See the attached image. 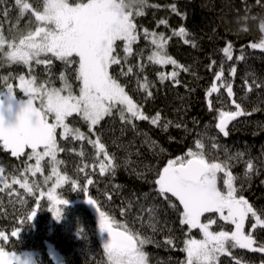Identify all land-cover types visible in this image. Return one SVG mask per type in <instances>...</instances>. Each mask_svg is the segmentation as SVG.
<instances>
[{
	"label": "trees",
	"instance_id": "1",
	"mask_svg": "<svg viewBox=\"0 0 264 264\" xmlns=\"http://www.w3.org/2000/svg\"><path fill=\"white\" fill-rule=\"evenodd\" d=\"M79 0H70L75 3ZM176 6L177 15L172 11ZM155 5V7L153 6ZM9 9L7 18L3 11ZM144 12L142 16L135 15L134 22L138 26L139 40L133 45L134 50L143 49V57L129 58V65L134 67L131 76L119 75L121 68L113 65L109 72L116 76L118 81L125 86L126 92L134 102L138 103L145 115L150 118L160 114L158 124L149 120L134 121L135 129L120 120V113L114 111L112 116H105L93 132H89L88 125L78 116L69 118L73 127H79L88 139L104 144L105 151L114 156L116 162L115 174L99 172V160L96 148L83 141L63 140L58 138V145L65 148L59 153V164L62 173L69 177L67 183L59 190L62 198L72 204L61 208L62 216L59 222L52 221L50 202L47 198L38 199V189L29 194L17 184L0 191V232L7 238L1 241L2 247L9 252L22 253L33 251L36 254L37 264H55L48 251V243L53 245L62 260V264H109L102 241L98 235V225L95 215L89 206L79 201L86 195L82 191L87 179H92L89 185L88 196L98 203L103 211L120 223H126L143 236L159 243H147L143 250L148 254V264H183L186 253L182 251L184 241L188 238H200L199 230L189 229L180 223V213L168 205L167 200L156 197L152 191L156 187L153 183L157 172L165 167L169 160L186 157L189 149L196 150L194 145L197 139L203 138L207 158L219 154L224 158L223 147L227 146L229 153L245 151L254 164V173L250 180L244 179L246 165L241 162L232 168L237 176V184L243 183L242 194L258 210L264 209V87L256 88L253 81L264 83V51L250 47L252 43H259L264 39V0H147V6L139 9ZM19 13L14 6V0L0 3V29L5 35L9 30H16ZM30 13L19 20V28L23 29ZM34 19V18H33ZM160 20L167 21L160 24ZM180 27H185L189 36L187 39L197 45L185 44L184 39L173 35ZM163 32L167 38L166 52L178 64L183 65L188 71L176 69L179 72L175 84L171 77L174 70L172 65H155L147 60V56L154 50L151 38L144 39L143 32ZM228 43L233 45V60L228 61L223 54V48ZM118 51L122 53L123 42L117 41ZM243 52L245 59L238 57ZM216 63L213 64L212 62ZM144 65L141 72L137 65ZM224 66V77L232 84L233 97L227 96V89L221 88L218 93L208 97L207 92L213 83L219 87L221 82L215 80L220 65ZM125 65V70L127 66ZM235 66V76L230 75V67ZM43 65L37 68V74L44 79ZM72 67H77L73 65ZM53 76L55 87H62L58 77L64 71L60 61H54ZM160 73L168 79L162 83ZM9 75V82L18 85L15 79L17 74L27 75L23 66L4 65L0 67V90H3V75ZM65 75L67 83L73 93L79 91V81L75 73L69 69ZM147 77L149 90L153 95L146 96L141 90L137 80L141 83ZM249 86L252 91L249 92ZM16 93L21 95L19 89ZM235 99L243 108L250 111L251 115L238 117L228 125L229 135L215 128L220 110H235L231 101ZM212 100L214 108L208 107ZM168 121L165 130L163 125ZM179 124L180 127L176 125ZM139 133V135L137 134ZM209 136L216 137L220 149H212ZM91 137V138H90ZM69 149H74L70 151ZM14 158L10 152L0 148V166L5 168L4 175L11 182L12 176L23 179L21 173L32 161L27 160V155ZM81 153H83L81 155ZM87 165V167H85ZM46 169L47 166L44 165ZM80 168H84L81 172ZM223 177V173L219 174ZM75 180L77 187H72ZM118 186V187H117ZM218 186L223 188L222 179ZM35 187V186H34ZM144 194H147L145 198ZM112 199L109 200L108 196ZM170 196V194H169ZM39 200L40 207L32 221L26 219L27 215L36 208ZM174 204L179 206V201L171 197ZM143 206V207H142ZM155 206L158 222L156 231L149 226L148 208ZM122 208L127 209L122 215ZM182 211V206H180ZM211 216L217 220L213 224L216 231L233 230V226L220 221L218 214L206 213L203 221ZM21 220L24 223H21ZM253 221L247 220V230ZM19 229L18 237H13L11 232ZM256 238L264 242V230L257 228L253 233ZM172 238L171 245L166 243ZM264 264V253H256L239 248L232 249L229 255L219 257L217 264Z\"/></svg>",
	"mask_w": 264,
	"mask_h": 264
},
{
	"label": "snow or ice",
	"instance_id": "2",
	"mask_svg": "<svg viewBox=\"0 0 264 264\" xmlns=\"http://www.w3.org/2000/svg\"><path fill=\"white\" fill-rule=\"evenodd\" d=\"M257 2L259 3V0ZM0 3H6V0H0ZM14 6L19 13L16 30L10 29L5 35L0 29V67L23 66L27 69V75L17 74L15 77L18 80L16 87L22 93V98L16 95L14 84L9 82L10 76L5 74L2 77L0 148L10 152L14 158L25 155L26 149L31 150L27 160H35V164H26L22 176L27 172H31L33 176L42 172L41 162L45 157L49 158L52 174L57 177V181L47 193V199L52 205L48 210L55 209L53 216L59 221L62 212L55 206L57 204L66 206L68 201L58 199L55 188L68 181L69 177L60 175L57 170V166L62 163L57 159V153L65 151V148L57 143V129H62L60 136L65 140L83 141L88 139L85 133L79 127L71 126L69 122V118L74 114L88 125L89 132H93L94 126L105 116H112L114 110L120 113L121 121L132 125L133 130L136 127L134 121L138 120L150 119L152 124H158L160 114L157 113L152 118L145 115L140 105L126 92L125 86L109 72L113 65H119L121 68L119 75L131 76L134 67L129 65V58L143 57V49L133 48L140 36L133 18L134 9L129 12L121 11L118 0H79L75 3L70 0H14ZM146 6L147 0H139L135 7V15H144L139 9ZM171 7L173 12L180 15L174 4ZM27 13H30V17L25 27L20 29L19 20ZM8 15L9 9H5L3 16L7 18ZM159 23L166 24L167 21L160 20ZM261 29L264 30V24H261ZM173 35L184 39L185 44L197 46L194 41L187 39L189 33L185 27H180ZM143 36L145 40L150 37L151 45L154 46L147 60L155 65H172L174 70L170 78L175 84H179L177 79L179 72L176 69L183 71L188 69L167 54V38L164 33L149 32L145 29ZM117 41L123 42L122 53L118 51ZM250 47L264 51V39L259 43H252ZM222 51L228 61L233 60L231 43ZM238 59L240 61L245 59L243 52ZM54 61H60L64 65V71L58 77L64 84L59 88L55 87L53 80ZM41 65L44 66L43 80L37 74V68ZM73 65L77 67H72ZM125 65H129L126 70ZM137 67L143 72L142 63ZM69 69L75 73V79L79 81L78 93H73L67 83L65 73ZM224 71L221 63L219 72L215 74V80L221 83L219 87L216 83L212 84L207 92L208 97L218 93L221 88H226L227 96L233 97L232 84L222 80ZM236 71L235 66L229 69L232 76H235ZM168 78L164 73H160L162 83ZM253 83L256 88L264 87V83L255 81ZM137 84L146 92L148 98L152 97L153 93L149 90L146 76L142 83L137 80ZM248 91H252L251 86ZM231 103L235 110H220L218 122L215 124V128L225 137L229 135L230 122L252 114L235 99ZM208 107L210 110L214 108L212 100L208 101ZM49 117L54 122L50 123ZM169 124L171 121L163 125L165 130ZM176 126L180 127L179 124ZM95 134L93 132V135ZM208 139L212 141V149L221 148L216 142V137L209 136ZM88 143L96 148L98 155L103 153V159L99 160L100 175L103 176L105 173L114 175L117 167L114 156L105 151V146L99 138L88 139ZM194 147L196 150L189 149L186 157L169 160L167 165L157 172V178L153 181L156 187L152 190L156 197L167 200L168 205L180 213L182 225H187L189 229L199 228L203 234L201 240L188 238L184 241L182 251L186 253V259L183 264H217L220 255L230 254L231 250L236 248L264 253V242L253 234L257 228L264 230V209H256L244 197L243 183L237 184V176L232 171L236 164L243 162L246 165L244 179L250 180L255 171L252 158L245 151L230 154L227 146L223 147V159L219 154L207 158L203 138L197 139ZM80 171L83 172L84 168H80ZM4 173L5 168L0 166V184H3L4 188H9L11 185ZM220 173H223V177H220ZM49 179L51 177L46 178ZM221 179L223 188L218 186ZM11 184H19L20 188L29 194L39 188V185L34 187L30 184L26 176L22 180L12 176ZM92 184L93 180L87 179L82 188L85 195L89 192L88 186ZM72 187L74 189L77 187L75 180L72 181ZM39 195L44 196L45 193L41 191ZM144 196L147 198V194ZM171 197L179 201V206L172 202ZM108 199L111 200L112 196L109 195ZM86 203L96 206V201L91 198ZM39 207L40 203L37 200L36 208L26 217L28 221L35 218ZM96 210L99 214L100 231L110 236V242L103 245L109 264H148V254L143 250L144 245L157 243L159 246V243L143 236L126 223L116 221L99 207H96ZM125 211L127 209L122 208V215ZM148 212L149 226L155 232V225L158 222L155 206L149 207ZM206 213L218 214L220 221L234 226V229L211 231V226L217 224V220L209 216L207 222H201V217ZM249 218L253 221L250 225L251 230L245 231V222ZM21 223L24 221L21 220ZM19 232V229L14 230L11 235L18 237ZM3 236L4 233L0 232V237ZM166 243L171 245L172 238H168ZM0 264H17L15 253L9 254L0 248ZM237 264H240L239 260Z\"/></svg>",
	"mask_w": 264,
	"mask_h": 264
},
{
	"label": "rangeland",
	"instance_id": "3",
	"mask_svg": "<svg viewBox=\"0 0 264 264\" xmlns=\"http://www.w3.org/2000/svg\"><path fill=\"white\" fill-rule=\"evenodd\" d=\"M77 2H79V1H77ZM259 50V49H258ZM261 51V50H260ZM14 87H15V92H16V88H18V87H16V85H14ZM19 89V88H18ZM20 92V91H19ZM21 93V92H20ZM16 95L18 96V98H22V93H21V95H18L17 93H16ZM37 103H39L38 101H37ZM142 110V109H141ZM115 111V110H114ZM75 115V114H74ZM74 115H73V117H74ZM49 122L51 123V122H54L52 119H51V117H49ZM94 128H95V126H94ZM94 128H93V130H94ZM62 132V129H57V143L59 142L58 141V138H61V139H63L61 136H60V133ZM92 133V132H91ZM91 138V137H90ZM64 140V139H63ZM28 150H30V149H26L25 150V152L26 151H28ZM41 151L43 150V149H40ZM31 151V150H30ZM59 153L60 152H58L57 153V159L59 160ZM100 156H101V160L103 159V153H100L99 154ZM175 159H177V158H175ZM49 161V158H47V157H45V159L41 162V166H42V172H38V173H36L34 176L32 175V173L31 172H27V173H24V176H26L27 177V179H28V181H29V183L30 184H33V186H35V185H43V187H40L39 189H38V199L39 200H41L42 198H47V193H48V190L49 189H51V188H53L55 185H56V181H57V177L55 176V175H53L52 174V165L48 162ZM30 164H35V160H32V162H30ZM44 165H46L47 166V168L45 169L44 168ZM57 170H58V172H59V174L60 175H64L63 173H62V171L60 170V167H59V165L57 166ZM24 176H23V178H24ZM47 177H51V179H49V180H46V178ZM22 180V179H21ZM8 183L10 184V185H12L11 184V182H9L8 181ZM67 183V181L66 182H63V183H61L58 187H56L55 188V195L57 196V198L58 199H64V198H62L60 195H58L59 194V190L62 188V186H64L65 184ZM18 186H19V184H17ZM4 188V185L3 184H0V189H3ZM44 192L45 193V195L44 196H40L39 195V192ZM90 197L88 196V195H86V197L84 198V199H82V200H80L79 202L80 203H83V204H85L86 206H89V208L91 209V211H92V213L95 215V217H96V220H97V224H99V214H98V212H97V210H96V207H99L97 204L98 203H96V206L94 207V206H92V205H89L88 203H86V201L89 199ZM92 199V198H91ZM66 200V199H65ZM50 202V201H49ZM68 204H72V203H70V202H68ZM67 204V205H68ZM50 207H52V205H51V202H50V205H49ZM64 205H59V204H57L56 206H55V208H58V209H60L61 210V208L63 207ZM101 210V209H100ZM55 211V209H53V211H51V214H52V221L53 222H59V221H57L55 218H54V216H53V212ZM201 222H204L203 221V216L201 217ZM246 224H247V220H246V222H245V231H248L247 230V227H246ZM195 229H197V230H199L200 231V229L199 228H193L192 230H195ZM233 229H234V226H233ZM210 230L211 231H216L214 228H213V225L211 226V228H210ZM200 233H201V237L200 238H196V237H192V239H197V240H201V239H203V234H202V232L200 231ZM98 235H99V237H100V239H101V241H102V244L104 245L105 243H108V242H110V236L108 235V233H106V232H101L100 231V228H99V225H98ZM5 238H7V236L4 234V236L3 237H0V248H2L5 252H7V253H9V254H11V253H13V252H9V251H6L3 247H2V245H1V241L3 240V239H5ZM48 251H49V253H50V255L52 256V258L54 259V261H55V264H62V260H61V258H59L60 256L58 255V253L56 252V250L53 248V245H51L50 243H48ZM15 255H16V257H17V264H37V258H36V254H35V252H33V251H26V252H22V253H15ZM222 255H229V254H222ZM222 255H220V256H222ZM219 256V257H220Z\"/></svg>",
	"mask_w": 264,
	"mask_h": 264
},
{
	"label": "clouds",
	"instance_id": "4",
	"mask_svg": "<svg viewBox=\"0 0 264 264\" xmlns=\"http://www.w3.org/2000/svg\"><path fill=\"white\" fill-rule=\"evenodd\" d=\"M139 0H118V3L121 6V11L129 12L135 9Z\"/></svg>",
	"mask_w": 264,
	"mask_h": 264
},
{
	"label": "water",
	"instance_id": "5",
	"mask_svg": "<svg viewBox=\"0 0 264 264\" xmlns=\"http://www.w3.org/2000/svg\"><path fill=\"white\" fill-rule=\"evenodd\" d=\"M230 124V123H229Z\"/></svg>",
	"mask_w": 264,
	"mask_h": 264
}]
</instances>
